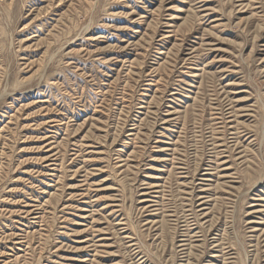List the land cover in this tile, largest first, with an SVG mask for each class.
<instances>
[{"label":"rangeland","instance_id":"obj_1","mask_svg":"<svg viewBox=\"0 0 264 264\" xmlns=\"http://www.w3.org/2000/svg\"><path fill=\"white\" fill-rule=\"evenodd\" d=\"M0 264H264V0H0Z\"/></svg>","mask_w":264,"mask_h":264}]
</instances>
